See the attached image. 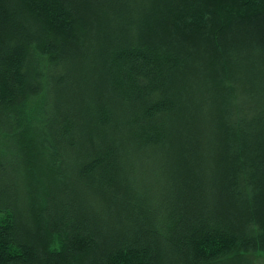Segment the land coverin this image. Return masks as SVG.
Instances as JSON below:
<instances>
[{
  "label": "trees",
  "instance_id": "obj_1",
  "mask_svg": "<svg viewBox=\"0 0 264 264\" xmlns=\"http://www.w3.org/2000/svg\"><path fill=\"white\" fill-rule=\"evenodd\" d=\"M264 259V0H0V264Z\"/></svg>",
  "mask_w": 264,
  "mask_h": 264
},
{
  "label": "rangeland",
  "instance_id": "obj_2",
  "mask_svg": "<svg viewBox=\"0 0 264 264\" xmlns=\"http://www.w3.org/2000/svg\"><path fill=\"white\" fill-rule=\"evenodd\" d=\"M256 263H257V264H264V259H259V260H257Z\"/></svg>",
  "mask_w": 264,
  "mask_h": 264
}]
</instances>
